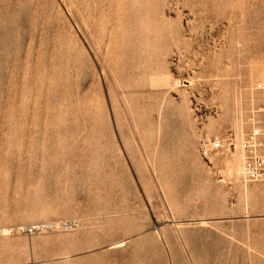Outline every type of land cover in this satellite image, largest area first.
Returning a JSON list of instances; mask_svg holds the SVG:
<instances>
[{
	"label": "rangeland",
	"instance_id": "obj_1",
	"mask_svg": "<svg viewBox=\"0 0 264 264\" xmlns=\"http://www.w3.org/2000/svg\"><path fill=\"white\" fill-rule=\"evenodd\" d=\"M253 130L264 0H0V264H264Z\"/></svg>",
	"mask_w": 264,
	"mask_h": 264
},
{
	"label": "built area",
	"instance_id": "obj_2",
	"mask_svg": "<svg viewBox=\"0 0 264 264\" xmlns=\"http://www.w3.org/2000/svg\"><path fill=\"white\" fill-rule=\"evenodd\" d=\"M264 135L260 130H253L247 136V140L243 144L246 156L244 158L241 170L238 176L245 182V184L264 183V155L261 154L260 149L264 146ZM223 149L222 142L216 140L213 144V150ZM207 154V150L203 151ZM35 228H30L29 233L35 232Z\"/></svg>",
	"mask_w": 264,
	"mask_h": 264
},
{
	"label": "bare ground",
	"instance_id": "obj_3",
	"mask_svg": "<svg viewBox=\"0 0 264 264\" xmlns=\"http://www.w3.org/2000/svg\"><path fill=\"white\" fill-rule=\"evenodd\" d=\"M240 157H241L240 155L237 156V158H238V159L236 160V165H237V166L240 164ZM235 159H236V157H235ZM234 161H235V160H234ZM234 166H235V165H234ZM239 166H240V165H239ZM231 167H232V166H231ZM230 169H231V168H230ZM234 171H235V170H234ZM2 232H3V231H2ZM4 232H5V231H4ZM7 233H8V232H5V234H7ZM3 236H4V235H3ZM119 246H120V245H119ZM116 248H117V247H116Z\"/></svg>",
	"mask_w": 264,
	"mask_h": 264
}]
</instances>
